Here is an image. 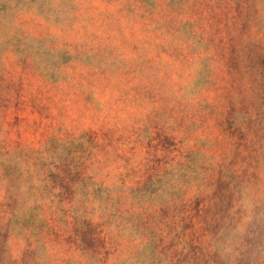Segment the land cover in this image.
<instances>
[{
    "label": "rangeland",
    "instance_id": "rangeland-1",
    "mask_svg": "<svg viewBox=\"0 0 264 264\" xmlns=\"http://www.w3.org/2000/svg\"><path fill=\"white\" fill-rule=\"evenodd\" d=\"M0 264H264V0H0Z\"/></svg>",
    "mask_w": 264,
    "mask_h": 264
}]
</instances>
